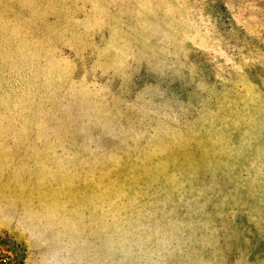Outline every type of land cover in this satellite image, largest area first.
Here are the masks:
<instances>
[{"label":"rangeland","instance_id":"rangeland-1","mask_svg":"<svg viewBox=\"0 0 264 264\" xmlns=\"http://www.w3.org/2000/svg\"><path fill=\"white\" fill-rule=\"evenodd\" d=\"M0 264H264V0H0Z\"/></svg>","mask_w":264,"mask_h":264}]
</instances>
